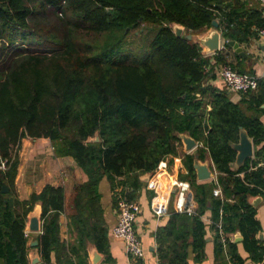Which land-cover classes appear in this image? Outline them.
<instances>
[{
    "label": "trees",
    "instance_id": "16d2710c",
    "mask_svg": "<svg viewBox=\"0 0 264 264\" xmlns=\"http://www.w3.org/2000/svg\"><path fill=\"white\" fill-rule=\"evenodd\" d=\"M243 4V3H242ZM240 0H0V264H30L29 242L38 240L41 261L87 264L86 244L106 254V226L98 184L130 188L153 172L163 157L181 144L177 133L198 141L199 159L209 158L216 178L198 181L193 153H185L196 206L191 214L171 211L156 231L159 264H190L205 256L210 211L214 253L226 252L229 264H264V242L250 197L264 198V78L256 90L233 102L211 83L214 64H229L222 51L204 55L201 46L176 36L169 23L187 33H202L219 22L224 39L248 40L264 27V7L243 9ZM242 13L246 16L243 19ZM241 15V16H240ZM147 37L142 51L117 49L128 29ZM107 33L113 41H101ZM243 35V36H242ZM230 65V64H229ZM232 66V65H231ZM237 69V68H235ZM238 71H241L237 69ZM244 128L254 155L233 168L232 144ZM98 135V141L89 138ZM48 138L57 154L71 156L86 173L77 184L69 214L76 245L59 238L64 211L62 186L45 184L27 199L16 194L21 139ZM2 185L8 190L1 191ZM220 188L221 195L213 190ZM129 192V193H128ZM41 202V232L26 233V215ZM116 203V199H113ZM225 236V244L219 231ZM239 231L248 256L242 257L229 234ZM107 256V255H106ZM107 257L98 264H106Z\"/></svg>",
    "mask_w": 264,
    "mask_h": 264
},
{
    "label": "crops",
    "instance_id": "0c3cea01",
    "mask_svg": "<svg viewBox=\"0 0 264 264\" xmlns=\"http://www.w3.org/2000/svg\"><path fill=\"white\" fill-rule=\"evenodd\" d=\"M240 3H243L244 10L247 8L250 9L254 5L264 7L258 0H240ZM242 14L244 19L246 14ZM237 42L246 55L243 56L236 52L232 46L224 43L223 37L221 38L222 48L220 51L224 53L227 63L241 71L254 74L258 78H264V43L256 37V34L249 36L246 41ZM210 55L209 58L211 63H215L213 55ZM221 65L223 64H214L213 72L209 73L210 75L214 73V77L209 78L207 83H211L219 89H224L233 102H239L241 97L246 96V93L231 91L224 85L218 76V70ZM259 119L264 124L263 114H259ZM18 154L19 163L17 166L15 186H17L16 191H18L19 199H27L32 192H40L44 185L48 183L55 186H62L65 199L64 211L61 213L58 220L59 238L65 243L76 245L78 242V235L71 223L69 214L73 207L72 196L74 194V188L77 184L87 180L86 173L77 165L71 156H61L57 154L48 138H22ZM184 154L185 152L183 151L182 144L177 143L176 152L169 153L163 157L158 167L148 178L153 183H156L155 189L149 187L147 181L141 180L140 185L135 190L131 188L129 190L132 196L131 199L138 201L140 204V211L133 224L143 249V256L138 261V264H159L156 254V231L167 222L169 213L177 210L175 181L182 180L181 175L187 172L183 164ZM207 160L211 168L212 162L209 158H207ZM213 173L214 177L211 179L215 180L216 172L213 171ZM126 188H128V185L124 186V189L123 187L121 188V186L112 189L106 177H103L98 184L101 208L108 228V246L106 254L100 252L101 257L96 264L106 257V264H129L123 241L111 234V227L117 219V208L113 199L114 197L117 199L118 195L125 196L124 193L127 194ZM218 189L220 190V188ZM256 197H260V201L254 206L256 209V217L260 223L259 237L264 242V198L262 196H255L250 197V200H254ZM156 199L162 201L166 208L165 213L162 215L156 214L151 208V203ZM194 205L196 206V202ZM209 217L210 211L207 210L205 214L202 215V220L206 222V239H209L205 244V256L201 261H194L193 253H190L189 263L229 264V257L226 252H221L218 255L214 253V233L209 228ZM235 233L236 232L229 234V238L233 240ZM90 244L92 243L87 242L86 244L87 264H92L90 256L92 248H90ZM88 248H90L89 251ZM237 250L242 257L246 258L248 256L241 241L237 242ZM49 264H57L54 253L51 256V262ZM247 264L256 263L248 259Z\"/></svg>",
    "mask_w": 264,
    "mask_h": 264
},
{
    "label": "water",
    "instance_id": "95a60500",
    "mask_svg": "<svg viewBox=\"0 0 264 264\" xmlns=\"http://www.w3.org/2000/svg\"><path fill=\"white\" fill-rule=\"evenodd\" d=\"M169 26L172 28L174 34L176 36H184L187 39H191L192 41L198 43L201 46V52L204 55L213 54L216 51H220L221 46V38L222 34L219 28V22L216 19H213L211 22V26L202 33H187L185 32V27L179 23L171 22ZM227 45L232 46L236 52L241 55H246L245 52L242 51V48L239 46V43L233 39L226 41ZM264 107V104H262ZM178 138L181 141L183 151L185 153H193V168L195 170L196 179L198 181L208 180L214 177V173L212 168L209 166V161L207 159L201 160L199 159L198 152L195 148L198 146V141L194 139L188 132L177 133ZM91 141H98L99 137L96 134L94 137L89 138ZM233 148L236 150L235 160L231 163L233 168H238L243 165V163L248 159L252 158L254 155V144L251 137L248 135L247 131L244 128H240L239 139L237 142L232 144ZM152 172H146L140 176L142 181H147ZM8 188L6 185H2L1 191L5 192ZM260 201V197H256L254 200H250V203L253 206H256ZM41 212L42 205L41 202L37 201L33 204L31 210L28 211L26 215L25 221V232L26 233H40L42 220H41ZM242 235L239 231L234 234L233 240L235 242L241 241ZM206 240H209L208 238ZM30 248L28 250V259L30 264H37L41 261V257L38 251V240L33 238L29 242ZM90 256L92 264H96L100 257L101 253L98 251L94 244H90ZM88 248V251L90 250Z\"/></svg>",
    "mask_w": 264,
    "mask_h": 264
},
{
    "label": "built area",
    "instance_id": "2783aa9c",
    "mask_svg": "<svg viewBox=\"0 0 264 264\" xmlns=\"http://www.w3.org/2000/svg\"><path fill=\"white\" fill-rule=\"evenodd\" d=\"M258 1L264 5V0ZM256 37L264 43V27L256 29ZM227 40L228 39H224V43H226ZM218 76L229 90L240 93L256 90L259 79L256 75L238 71L229 64H223L219 67ZM147 182L149 187L155 189V182L153 183L150 179H148ZM175 186L177 194V211L191 214L195 207V201L191 192L190 183L187 180H176ZM213 194L216 196L221 195L218 188L213 190ZM115 205L117 208V219L111 227V234L123 241L125 251L128 255V263L138 264V261L143 256V249L133 224L140 211V204L136 200L118 195ZM151 208L158 215H162L166 211L164 203L157 199L151 203ZM219 233L222 243L225 244L226 240L223 232L220 230Z\"/></svg>",
    "mask_w": 264,
    "mask_h": 264
},
{
    "label": "rangeland",
    "instance_id": "374dc122",
    "mask_svg": "<svg viewBox=\"0 0 264 264\" xmlns=\"http://www.w3.org/2000/svg\"><path fill=\"white\" fill-rule=\"evenodd\" d=\"M141 26L145 27V29L141 32H138L137 29H128V35L126 37V44L119 46V48L117 49H123L122 52L125 51H133V52H139L143 50V46L146 43L145 42V38L147 37L146 34V30H149L148 27H150V25H147L145 23H142ZM117 38V34L115 33H107L106 36H101L100 40L102 41L104 39V41L108 40V41H113ZM4 166V165H3ZM2 165H0V167H3ZM15 188H17V186H15ZM21 190V188H20ZM16 194L18 196V191H16Z\"/></svg>",
    "mask_w": 264,
    "mask_h": 264
}]
</instances>
